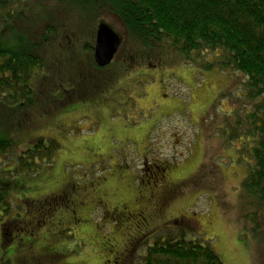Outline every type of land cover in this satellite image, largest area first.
<instances>
[{
    "label": "rangeland",
    "instance_id": "1",
    "mask_svg": "<svg viewBox=\"0 0 264 264\" xmlns=\"http://www.w3.org/2000/svg\"><path fill=\"white\" fill-rule=\"evenodd\" d=\"M55 48L50 57L59 59L47 60L51 73L35 83L34 105L0 111V138L15 142L0 154V170L17 167L41 139L59 146L38 172L11 177L12 207L0 210V264H141L145 241L173 227L177 237L209 242L223 264H264V244L256 242L264 231L255 236L241 200L239 144L225 147L220 133L244 106V80L188 65L168 47L167 57L127 75H119L121 61L101 73L82 58L72 78L61 75L66 63ZM81 81L88 91L98 83L95 93L60 97Z\"/></svg>",
    "mask_w": 264,
    "mask_h": 264
},
{
    "label": "trees",
    "instance_id": "2",
    "mask_svg": "<svg viewBox=\"0 0 264 264\" xmlns=\"http://www.w3.org/2000/svg\"><path fill=\"white\" fill-rule=\"evenodd\" d=\"M106 20L121 26V46L112 64L100 68L93 56V41L98 23L112 27ZM55 47L66 63L61 75L71 74L72 78V69L82 58L101 73L121 61L119 75H127L154 56L167 57L166 47L188 65L203 63L209 70L237 73L244 80V106L229 113L220 133L225 147L239 144L238 162L246 169L241 186L245 218L255 236L264 231V0H0L1 112H23L34 105L35 83L51 73L47 60L59 59L50 57ZM83 85L61 92L60 97L95 93L98 83L90 91ZM236 91L234 95L239 96L238 87ZM226 95L224 92L219 98L225 100ZM14 145L13 139L0 138V154ZM58 147L52 139H41L19 155L17 167L0 170V177L4 176L0 180V210L6 213L12 207L11 177L38 172L42 160L51 163ZM44 206L37 210L41 217L48 214ZM147 218L145 215L143 223ZM166 230L154 235L152 244L145 241L140 249L141 264H223L209 242L186 240L183 233L177 237L172 233L179 231L175 227ZM256 242L264 244V239L256 238Z\"/></svg>",
    "mask_w": 264,
    "mask_h": 264
},
{
    "label": "water",
    "instance_id": "3",
    "mask_svg": "<svg viewBox=\"0 0 264 264\" xmlns=\"http://www.w3.org/2000/svg\"><path fill=\"white\" fill-rule=\"evenodd\" d=\"M121 45L119 35L106 24H100L96 32L94 48L95 63L100 68H106L114 61Z\"/></svg>",
    "mask_w": 264,
    "mask_h": 264
},
{
    "label": "flooded vegetation",
    "instance_id": "4",
    "mask_svg": "<svg viewBox=\"0 0 264 264\" xmlns=\"http://www.w3.org/2000/svg\"><path fill=\"white\" fill-rule=\"evenodd\" d=\"M65 207L68 208L67 205H65ZM143 218H144V217H142V221H143ZM146 218H147V216H146ZM145 221H148V218H147V220H145ZM39 226H40V225H37V227H39Z\"/></svg>",
    "mask_w": 264,
    "mask_h": 264
}]
</instances>
